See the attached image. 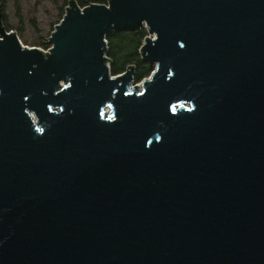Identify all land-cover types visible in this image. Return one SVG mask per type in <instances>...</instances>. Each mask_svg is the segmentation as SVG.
<instances>
[{
    "label": "water",
    "instance_id": "obj_1",
    "mask_svg": "<svg viewBox=\"0 0 264 264\" xmlns=\"http://www.w3.org/2000/svg\"><path fill=\"white\" fill-rule=\"evenodd\" d=\"M68 1L49 52L0 4V264H264V0Z\"/></svg>",
    "mask_w": 264,
    "mask_h": 264
},
{
    "label": "rangeland",
    "instance_id": "obj_2",
    "mask_svg": "<svg viewBox=\"0 0 264 264\" xmlns=\"http://www.w3.org/2000/svg\"><path fill=\"white\" fill-rule=\"evenodd\" d=\"M79 4L83 5V2L98 3L102 0H76ZM83 1V2H82ZM4 9V21L7 27V30H13L17 32L21 43L29 47H38L41 49H48L53 47V43L47 41L51 37L52 32L55 30L57 22L63 19L66 13V6H68V0H2ZM84 2V3H86ZM109 4L108 0L104 2ZM80 5V6H81ZM59 22V23H60ZM141 30H145L141 38V46L145 42L146 37L151 36L147 27H143ZM140 30V31H141ZM138 34L133 33L134 36H139ZM129 32V31H124ZM123 32V33H124ZM41 33L42 36H39ZM122 33V32H120ZM130 34L132 32H129ZM133 36L126 35L127 40L132 39ZM46 38V39H45ZM47 41V42H44ZM108 50L106 56L111 57L112 60H108L110 64V71L112 76H117L123 74L126 70L130 69V66H135V71L133 73V83L132 87L138 86L139 90L143 86L144 78L150 77L151 74L143 76L140 80L136 79L138 68L135 65L136 63H130L127 65V69L120 73L112 72L113 68V59H115L112 49V46L109 44L107 39ZM140 53V52H139ZM151 65V64H150ZM153 70L155 64L152 65ZM152 70V71H153ZM151 71V73H152Z\"/></svg>",
    "mask_w": 264,
    "mask_h": 264
},
{
    "label": "trees",
    "instance_id": "obj_3",
    "mask_svg": "<svg viewBox=\"0 0 264 264\" xmlns=\"http://www.w3.org/2000/svg\"><path fill=\"white\" fill-rule=\"evenodd\" d=\"M106 0H102V2H98L101 4H105ZM83 2V1H82ZM86 2V1H84ZM81 5V7L89 5V2L84 3ZM60 22V20L57 22V24ZM139 31L135 32L138 34ZM145 30H141L139 36H134L133 33L129 32H111L107 35V39L109 40V44L112 46L113 54L115 56V59H113V68L111 69L114 73H120L122 71H125L127 68V65L130 63H136L135 65L138 68V73L136 76L137 80H140L143 76H147L151 74V71L153 70V66L150 65L148 62H146L142 58L141 54V38L144 34ZM126 35L133 36L132 39L126 38ZM140 52V53H139ZM108 60H112L111 57L108 58Z\"/></svg>",
    "mask_w": 264,
    "mask_h": 264
},
{
    "label": "flooded vegetation",
    "instance_id": "obj_4",
    "mask_svg": "<svg viewBox=\"0 0 264 264\" xmlns=\"http://www.w3.org/2000/svg\"><path fill=\"white\" fill-rule=\"evenodd\" d=\"M0 4H1V10H2V23H3V26L7 29L5 21H4V14H3L4 5H3L2 0H0Z\"/></svg>",
    "mask_w": 264,
    "mask_h": 264
},
{
    "label": "built area",
    "instance_id": "obj_5",
    "mask_svg": "<svg viewBox=\"0 0 264 264\" xmlns=\"http://www.w3.org/2000/svg\"><path fill=\"white\" fill-rule=\"evenodd\" d=\"M41 49V48H40ZM50 49H51V47L50 48H48V49H42L44 52H49L50 51Z\"/></svg>",
    "mask_w": 264,
    "mask_h": 264
}]
</instances>
